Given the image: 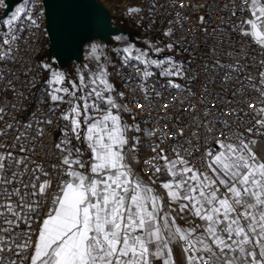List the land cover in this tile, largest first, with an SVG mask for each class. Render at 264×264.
<instances>
[{
    "label": "snow or ice",
    "instance_id": "6c2138e0",
    "mask_svg": "<svg viewBox=\"0 0 264 264\" xmlns=\"http://www.w3.org/2000/svg\"><path fill=\"white\" fill-rule=\"evenodd\" d=\"M187 7L191 28L176 11L163 39L112 49L126 90L100 44L74 78L18 59L43 0L3 20L0 264H264V0H231L223 28ZM143 12L126 9L140 27Z\"/></svg>",
    "mask_w": 264,
    "mask_h": 264
},
{
    "label": "water",
    "instance_id": "95a60500",
    "mask_svg": "<svg viewBox=\"0 0 264 264\" xmlns=\"http://www.w3.org/2000/svg\"><path fill=\"white\" fill-rule=\"evenodd\" d=\"M21 3L23 0H6L4 12L8 14ZM42 10L47 37L43 53L53 58L59 59L64 51L75 52L77 46L86 42L112 47L117 35L130 36L128 39L131 41L127 39L130 43L146 47L141 41L131 38L132 29L97 0H48L43 1ZM76 13L83 16L77 18Z\"/></svg>",
    "mask_w": 264,
    "mask_h": 264
},
{
    "label": "built area",
    "instance_id": "2783aa9c",
    "mask_svg": "<svg viewBox=\"0 0 264 264\" xmlns=\"http://www.w3.org/2000/svg\"><path fill=\"white\" fill-rule=\"evenodd\" d=\"M150 2L154 3L155 0H118L115 1L113 3V6L117 9H122L124 10L125 14H122L123 18H126L127 20H131L134 24V26H137L138 24L136 22H134L127 14H126V9L130 6H134V5H139L141 7L144 8V12L142 13V15L145 17V19L143 20V27L144 29L147 30L148 34H150L151 36H155V35H162V31L164 30L165 26H166V22L169 19H175V12L176 11H182L184 14V17L186 20H188V24L186 25V27L191 28V25L194 24L196 22V20L198 19V15H199V10L197 9H193L191 7H187L189 0H179V3L184 4L186 7L184 8H180L178 5L175 9H173V3L176 2V0H160V2L164 5V7L162 8H157L155 10V15L154 16H150L149 15V5ZM191 2L193 4H198V3H202V2H207L209 5H211L212 7L210 9H208V11H210L214 17V23L219 24V26L221 28H223L225 25L231 23V21H229L227 19V10L224 8L225 5H230L231 4V0H191ZM224 16L225 19L223 21V23H220V17ZM139 19V18H137ZM152 19H156L159 21V23L152 25L151 28H149V24H150V20ZM233 20H235V18H233ZM212 25H210L211 27ZM198 31V29H197ZM187 35H190L191 32L186 33ZM179 35V33H178ZM24 37H25V41H27V44L25 45L27 48V52H21L18 55V59H22L24 61H28L30 66H35L36 64H38L41 61V56L43 54V51L45 49V33H44V29H43V25L41 23V28L39 31H37L35 33V35L33 36L32 31L28 30L24 33ZM204 39L203 36H197L196 40L192 41L193 44L200 42ZM233 43H235L237 46H239V42L236 41V37L232 36L231 37ZM159 40V39H156ZM227 40V37H226ZM213 43H216L217 45H219L220 43V37L217 36L216 39L213 41ZM225 47H227V43H225ZM245 47H247V45H245ZM207 49L201 48L195 55L197 56H205ZM186 56V54H185ZM205 59H208L207 56H205ZM121 60V56L120 55H116L113 58L112 61V72L114 75V79H115V83L117 85V88L120 90H126L124 89V80L122 78L123 76H127L129 74H131L132 69L131 66H129L128 68H123L121 66L120 63ZM161 83H163L161 81ZM157 87H159V84H157ZM221 90V89H218ZM41 99L40 94L37 93L36 96L34 98H31L29 101H26V104H29L32 108H35L37 105H39V100ZM185 113L181 112L179 113V115H184ZM22 115L27 116V113H23ZM148 152L147 150L142 153V156H147Z\"/></svg>",
    "mask_w": 264,
    "mask_h": 264
},
{
    "label": "crops",
    "instance_id": "0c3cea01",
    "mask_svg": "<svg viewBox=\"0 0 264 264\" xmlns=\"http://www.w3.org/2000/svg\"><path fill=\"white\" fill-rule=\"evenodd\" d=\"M113 14L115 15V13H113ZM116 17L117 18L121 17V19H123V16L121 14H118ZM41 23H42L43 29H44V14H43V16L41 18ZM123 23H125L126 26L128 28H130V29H132L131 26H134V24H133V22L131 20H127L126 19V22H123ZM44 33H45V43H46V38L47 37H46L45 29H44ZM113 42H114V44H113L112 47H108V48L103 47L104 51L106 52V54L110 57L111 63L113 61V58L117 55V53L113 52L112 49L113 48H122L125 45V43H127V41L117 42V41H115V39H113ZM93 43H95V42H91V43L86 42L84 44H81V45L77 46L75 52L64 51L60 55L62 57H59V59L53 58L52 55H49L48 53L44 52L43 55L41 56V59H43V60H45L47 62L54 61L55 62L54 63V67L55 68H57V69H59L61 71H64L69 76V78H74L76 69L81 67L84 63L88 62L86 58H87V54H88V51H89V46L91 44H93ZM142 43L145 45V42H142ZM134 44L137 47H144V46H142V45H140L138 43H134ZM110 70L112 71V68H110ZM112 79H113V81L115 83L114 75L112 76Z\"/></svg>",
    "mask_w": 264,
    "mask_h": 264
},
{
    "label": "rangeland",
    "instance_id": "374dc122",
    "mask_svg": "<svg viewBox=\"0 0 264 264\" xmlns=\"http://www.w3.org/2000/svg\"><path fill=\"white\" fill-rule=\"evenodd\" d=\"M37 4L40 3V0H35ZM98 2L104 4L105 6H107L110 10L111 13H115V17L118 15V14H125L124 10L122 9H117L113 6V3L115 1H118V0H97ZM15 8L12 10L14 11ZM12 11H10L8 14H6L4 12V8H0V30H4L3 29V20L7 17V16H10ZM119 21H121L122 23L123 22H126V19L123 18L121 19V17L117 18ZM116 20V21H118ZM132 27V32H133V35L131 36V38L133 39H138L142 42H145L146 40H149V39H152L153 41H156V39H163L162 35L158 36V35H155V36H151L150 34H148L147 30L140 27V26H131ZM130 38V36H128ZM128 37L126 38V41L129 42L128 40ZM128 39V40H127ZM131 41V40H130Z\"/></svg>",
    "mask_w": 264,
    "mask_h": 264
},
{
    "label": "bare ground",
    "instance_id": "6f19581e",
    "mask_svg": "<svg viewBox=\"0 0 264 264\" xmlns=\"http://www.w3.org/2000/svg\"><path fill=\"white\" fill-rule=\"evenodd\" d=\"M44 2H47L48 0H43ZM83 15L81 13H76L77 18H81Z\"/></svg>",
    "mask_w": 264,
    "mask_h": 264
}]
</instances>
